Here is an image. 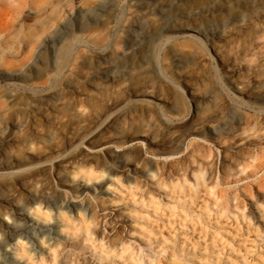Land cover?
<instances>
[{
	"label": "rangeland",
	"instance_id": "374dc122",
	"mask_svg": "<svg viewBox=\"0 0 264 264\" xmlns=\"http://www.w3.org/2000/svg\"><path fill=\"white\" fill-rule=\"evenodd\" d=\"M160 1L155 16L137 0H0V73L26 84L8 89L0 79V133L13 139L11 159L47 163L0 180L2 198L50 197L71 172L102 182L81 219L59 218L41 258L17 247L21 264H264V0H219L226 7L210 18L217 34L208 38L172 20L177 3ZM78 8L98 14L57 42L76 53L67 70L27 71ZM131 25L135 53L121 55ZM78 34L89 39L75 47ZM95 55L108 62L96 67ZM93 68L114 79L92 77ZM32 91L58 97L25 113ZM116 152L133 165L102 178Z\"/></svg>",
	"mask_w": 264,
	"mask_h": 264
},
{
	"label": "bare ground",
	"instance_id": "6f19581e",
	"mask_svg": "<svg viewBox=\"0 0 264 264\" xmlns=\"http://www.w3.org/2000/svg\"><path fill=\"white\" fill-rule=\"evenodd\" d=\"M173 1L177 3L176 6L180 7V9L175 10L176 14L174 13L173 17H171L172 20L182 21L183 24L185 23V25L197 35H201L204 38L217 34L214 32L216 27H212L209 20L214 13L222 11V9L226 7L223 3L226 2V0H222L223 2L218 0L219 2L216 1V3L207 5L199 11H195L193 7H191V4L189 5L191 0ZM164 4L165 2H161L160 0H137V7L139 10L149 12L155 16L156 14L162 15V7ZM172 4L175 6L174 3ZM99 10L102 9L100 8ZM97 14L98 13L94 10H83L80 8H78L76 12L70 14L66 22L61 25L54 34L43 39L41 43L42 50L36 52V55L33 57V64L27 68V71L33 70L34 76H39L44 74L45 71L48 70V67H51V69L54 70V74L52 75L53 78H56V76L66 71L70 59L72 58V60H74L76 58V53L73 58L70 55L69 47L65 45L57 46V42L65 35L72 33L74 28H89V20H94ZM158 18L161 19L160 16H158ZM155 23H157V20H155ZM224 23L225 22H223V24ZM130 27L132 28L127 31L130 35L122 41L121 55H132L135 53V50L132 48L136 42V36L134 35L135 30L133 29V25ZM159 28L163 30L166 27L160 26ZM84 39L88 40L89 37L83 34L76 35L74 46L77 47ZM94 61L96 62V67L108 62L107 56L105 55H95ZM100 72L103 73V78L99 76ZM19 76L21 75L14 72H2L0 73L1 83L8 89H16L26 85L20 82ZM91 76L100 81H108L114 79V72L108 68H104L103 71L93 68ZM11 95L12 97L14 96L13 94L9 96ZM27 97L32 105H30V110L29 108H23V111L25 110V113H27V110L28 112L36 111L41 113V111L45 110L50 102L58 96L51 92L34 93L32 91ZM10 127L14 129L16 125L11 124ZM216 131L214 130L212 132L216 135ZM12 141L13 139L9 135H6L5 132L0 133V180L11 178L12 175L18 171L22 172L23 175L24 171L30 172L34 170L35 166L39 168V166L47 164L44 162L32 164L34 158L29 156L23 157L20 160L11 159L8 156V148L11 146ZM31 145V143H28L27 147L32 149L33 145ZM128 151L131 150L128 149ZM126 155L123 152H116L113 155H109L117 164L115 167H110L108 169L109 174L107 175V179H111L109 176L110 174L121 170L128 171V167L133 165L128 161ZM95 156V154L89 155L90 158ZM71 175L69 173L68 176H65V179L59 183L64 188H59V190L50 197L40 193L31 194L24 190L18 204H14L8 199L2 198L3 190L0 188V200L4 202V212L2 217H0V264H21L20 260L15 259L17 257H13V255H15V253L17 254V249L20 248L23 250L24 245L27 246V254L30 257L41 258L45 250L42 243H47V248H50L54 243V236L58 234L59 218L63 217L66 213L69 214L70 218H74L72 215L76 214V216H79L81 219L84 215L89 195H96V191L101 188L102 182L97 183L96 176L91 173L80 180V182H78L77 179H72V177L75 176L74 172H71ZM92 176L95 177V181L91 185L89 181ZM124 178H126L127 181L130 179L127 174ZM23 189L24 188H22V190ZM49 219H51V221Z\"/></svg>",
	"mask_w": 264,
	"mask_h": 264
},
{
	"label": "clouds",
	"instance_id": "9594fccd",
	"mask_svg": "<svg viewBox=\"0 0 264 264\" xmlns=\"http://www.w3.org/2000/svg\"><path fill=\"white\" fill-rule=\"evenodd\" d=\"M102 178H107V173H104L103 176H102ZM72 179H73V180H76V179H79V177H77V176H73ZM96 182L99 183L100 180H97ZM89 183H91V182H89ZM109 187H110V186H109Z\"/></svg>",
	"mask_w": 264,
	"mask_h": 264
}]
</instances>
